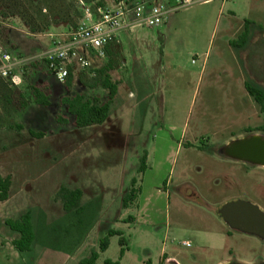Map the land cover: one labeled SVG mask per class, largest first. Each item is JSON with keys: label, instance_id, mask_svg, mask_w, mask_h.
Wrapping results in <instances>:
<instances>
[{"label": "rangeland", "instance_id": "rangeland-1", "mask_svg": "<svg viewBox=\"0 0 264 264\" xmlns=\"http://www.w3.org/2000/svg\"><path fill=\"white\" fill-rule=\"evenodd\" d=\"M118 1L17 0L23 17L0 18V57H16L20 65L13 74L25 80L19 89L0 76V123L8 129L0 133V172L12 175L15 188L12 201L0 204V264H78L99 253L108 230L122 236L108 237L97 264H162L163 250L177 264H215L232 251L235 259L264 258L258 237L237 234L225 241L207 234L212 226L233 233L224 221L222 228L209 223L228 202L247 201L264 212V168L220 153L234 140L264 136V112L244 87L249 81L264 90V0H255L247 14L254 24L244 49L231 45L244 32L232 16L237 0L223 7L222 0L193 4L172 14L168 36L164 28L141 27L105 58L93 57L87 70L73 73L67 90V81L57 82L43 63L48 51L78 25L94 21L98 6L113 8ZM239 7L244 15V4ZM139 35L146 39L141 47ZM167 39L184 55L164 60L166 83L160 84L153 66ZM104 68L118 84L110 116L101 126L76 129L60 99L82 93L105 101L98 73ZM37 84L51 89L50 107L30 102L28 87ZM57 115L69 124L58 125ZM31 131L46 136L33 139ZM134 179L137 198L124 209ZM62 187L83 192L80 211L63 213L56 198ZM205 204L215 210L208 213ZM31 210L35 240L22 253L13 245L20 235L6 222Z\"/></svg>", "mask_w": 264, "mask_h": 264}, {"label": "trees", "instance_id": "trees-1", "mask_svg": "<svg viewBox=\"0 0 264 264\" xmlns=\"http://www.w3.org/2000/svg\"><path fill=\"white\" fill-rule=\"evenodd\" d=\"M17 0H0V18L8 19L15 17H23L22 13L17 10ZM250 24L249 21L245 22ZM27 26L30 28L31 33H38V30L33 26L32 23L27 22ZM248 27L245 29V33L239 42H232L231 45L235 48H243L248 43L249 39ZM44 65L48 68L49 64L47 60H44ZM35 63L33 66H37ZM108 69H101L98 73L103 76L101 86L107 90L108 96L105 101H100L99 99H86L85 95L82 93L75 94L73 96H63L60 99L61 105L65 108L66 113L73 118V127L76 129H83L91 126H101L109 118L111 107L113 101L116 97L118 91V84L112 82L110 76L107 74ZM52 73V72H51ZM53 75V74H52ZM72 73L69 75L66 83V89L68 90L71 85ZM54 77V76H53ZM96 86V85H95ZM31 93L30 102L34 105L48 108L51 106V89L43 85H31L28 87ZM245 89L248 94L260 105L262 111L264 112V90L256 87L251 82H245ZM56 123L60 126H67L69 124L68 120L60 115L56 116ZM21 129V128H20ZM264 130V127H263ZM30 135L34 139H42L46 136L45 133H35L30 132ZM146 157L142 158L141 165L138 169V173L142 174L146 168ZM136 185V180L132 181V189L123 198V208H128L129 205L135 201L137 198V190L133 188ZM11 188L10 178H3L0 176V203H3L9 199V191ZM83 192L81 190H70L67 187H62L58 192L56 198L63 205L65 212L71 213L73 211H80V201L82 200ZM6 225L11 231L18 233L20 235L19 240L13 243L14 247L24 253L29 252L31 246L35 240V235L33 231L31 215L27 213L18 221H7ZM122 236L121 233L116 231H110L107 237L100 240L99 253H105L109 246L108 237ZM120 245L122 247L120 251V257L124 256L126 245L124 239L121 238ZM99 253L93 252L89 258L80 261L78 264H97L99 259ZM104 264H120L119 262H113L107 260Z\"/></svg>", "mask_w": 264, "mask_h": 264}, {"label": "built area", "instance_id": "built-area-1", "mask_svg": "<svg viewBox=\"0 0 264 264\" xmlns=\"http://www.w3.org/2000/svg\"><path fill=\"white\" fill-rule=\"evenodd\" d=\"M214 0H140L118 1L113 8L98 6L94 21L78 25L67 41L56 42L45 57L54 79L59 83L67 81L76 71L87 70L90 60L103 59L106 50L118 42L120 34L129 29L146 27L148 29L164 26L173 13L193 4L210 3ZM235 1V0H223ZM0 76L19 89L25 80L20 74H13L20 61L11 53L0 57ZM184 246H188L185 242Z\"/></svg>", "mask_w": 264, "mask_h": 264}, {"label": "crops", "instance_id": "crops-1", "mask_svg": "<svg viewBox=\"0 0 264 264\" xmlns=\"http://www.w3.org/2000/svg\"><path fill=\"white\" fill-rule=\"evenodd\" d=\"M238 2H237V4H235V6H234V10H233V12H232V16H233V18L236 20V21H239L240 23H241V25H242V27L244 28V32L241 34V36L239 37V39H238V41L237 42H241L240 41V39H241V37L243 36V34L245 33V29H246V27H248V30H249V33H248V35H249V39H250V35H251V28H250V26H252L254 23H253V21L251 20V19H248L247 18V14H249V16H250V14H251V11H252V9H253V5H254V2H255V0H237ZM240 3H243L244 4V6H245V14L244 15H242V10L240 9V7H239V4ZM210 4H213V1L212 2H210V3H204V4H201V6H206V5H210ZM225 4H224V2H223V0L221 1V7H223ZM108 8H112V7H108ZM216 10V9H215ZM219 13H220V11H218ZM214 13H215V11H214ZM219 13H217V14H219ZM172 17H170L169 18V20H168V22L164 25V26H161V27H158L159 29H161L162 30V28H164L165 29V33L167 34L166 36H168V31H169V29L172 27ZM246 21H249L250 22V24H246L245 22ZM139 29H141V27H138V28H133V29H129V30H125V31H123L121 34H120V36H119V39H118V42L117 43H115V44H113V45H111L110 47H108V49L106 50V54H111V53H113V51H114V49H116L117 47H120V45L122 44V46H123V43H124V40H125V38L126 37H128V36H130V34H136V36H137V30H139ZM139 37H143V36H141V35H139L138 36V39L136 40V43H137V45L138 46H140L141 47V45L143 46L144 44H145V40L146 39H144V38H142V39H140ZM249 39H248V41H249ZM122 42V43H121ZM144 43V44H143ZM165 44V45H164ZM248 44V43H247ZM247 45H245L243 48H237V49H244L245 47H246ZM182 50H184L181 46H180V49L178 48V47H175V46H173L172 44H171V41L170 40H166L165 41V43H163V48H162V52H160V55H158L159 56V59H158V63L156 64V66L154 67L153 66V70L155 71L156 69H157V71H155L154 72V79L155 80H159V82H160V84H165L166 83V78H165V76H166V74H165V72L167 71V65H166V62H164V60L167 58V59H170L171 57H173L174 56V54H175V58H179L180 56H181V51ZM183 55L184 54H182V56H181V58L183 57ZM143 57H144V55H143ZM174 69H175V67H173ZM159 84V83H158ZM244 87H245V83H244ZM248 93V92H247ZM249 95V94H248ZM250 96V95H249ZM251 97V96H250ZM142 99V102H144V100H146V97L143 95L142 97H141ZM20 129V128H19ZM7 130L8 129H6V127H4L3 125H2V123H0V133L1 134H5V133H8L7 132ZM34 139V138H33ZM224 157V156H223ZM226 158V157H225ZM228 159V158H227ZM230 160V159H229ZM230 161H232L233 162V160H230ZM233 163H237V162H233ZM239 163V162H238ZM0 176H2L3 178H10V180H11V188H10V191H9V199L7 200V201H5V202H3V203H0V204H3V205H6L7 203H9L10 201H12V199L14 198V194H13V192H14V182H13V178H12V175L11 174H9V173H3V172H0ZM22 189V188H21ZM60 202V201H59ZM205 206H206V209H207V212L208 213H211L212 212V210L214 211L215 210V205H214V207H212V206H210V205H207V204H205ZM122 208H123V202H122ZM62 209H63V213H66V214H70V213H67V212H65V210H64V208H63V205H62ZM125 209V208H124ZM221 209V208H220ZM219 209V210H220ZM39 211H41V210H39ZM76 211H73V212H71V213H75ZM27 213H29L30 215H31V221H32V225L34 226V217H33V215L34 214H32L33 213V211L31 210V211H28ZM27 213H24L23 215H22V217L24 216V215H26ZM218 215V216H217ZM211 217H213V218H211L212 219V222H209V223H215V227L216 226H220V228H222V227H224L223 226V222H220V221H223L222 220V218L219 216V212H218V214H216V215H214V213H213V215L211 214L210 215ZM215 217V218H214ZM217 217H219L221 220H217V219H219V218H217ZM226 225V224H225ZM227 226V225H226ZM228 227V226H227ZM212 228H214V226H212ZM212 228H210L208 231H207V234L211 237V238H213V237H215V236H221V237H224L225 238V241H227V240H233L235 237H237L236 235L237 234H241V235H245V236H248V237H256V236H251V235H246V234H243V233H241V232H237V231H233V233H230L229 232V230L226 228V230L225 231H221V233H219V231H218V229H212ZM229 228V227H228ZM230 229V228H229ZM231 230V229H230ZM110 231H113V230H108V231H106L107 233H109ZM232 231V230H231ZM234 233H236V234H234ZM18 234V233H17ZM95 234H97V237H98V234L100 235L101 234V231L100 230H97L96 232H95ZM246 239H252V238H246ZM17 240H19V238L18 239H15V240H13V241H17ZM244 241V245L245 246H249L248 245V243L246 242V240H243ZM243 245V247H241V250H246L247 252L248 251H251L250 250V248L249 247H245ZM223 247H225V248H230L227 244L226 245H223ZM233 250V249H232ZM80 251V250H79ZM84 251V250H83ZM246 251H244V252H246ZM77 253H78V250H77ZM233 251H232V253H230L229 252V255H228V257H225V258H222V259H220V260H218L215 264H226V263H230V262H232V261H234V262H242V263H245V264H264V258H262V257H260V258H256V257H254V256H249L248 258H244V259H242V258H237V259H235V258H233ZM79 254V253H78ZM253 257V258H252ZM86 259V258H85ZM82 261V260H81ZM161 263L162 264H177V262L172 258V257H168V255H167V253L163 250L162 251V258H161Z\"/></svg>", "mask_w": 264, "mask_h": 264}, {"label": "water", "instance_id": "water-1", "mask_svg": "<svg viewBox=\"0 0 264 264\" xmlns=\"http://www.w3.org/2000/svg\"><path fill=\"white\" fill-rule=\"evenodd\" d=\"M220 153L230 160L264 168V136L234 140ZM219 216L232 231L264 240V212L256 205L243 200L228 202L219 210Z\"/></svg>", "mask_w": 264, "mask_h": 264}]
</instances>
